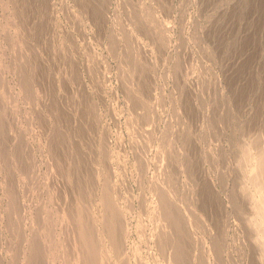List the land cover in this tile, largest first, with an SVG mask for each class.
Instances as JSON below:
<instances>
[{
    "label": "rangeland",
    "instance_id": "1",
    "mask_svg": "<svg viewBox=\"0 0 264 264\" xmlns=\"http://www.w3.org/2000/svg\"><path fill=\"white\" fill-rule=\"evenodd\" d=\"M260 203L264 0H0V264H264Z\"/></svg>",
    "mask_w": 264,
    "mask_h": 264
},
{
    "label": "bare ground",
    "instance_id": "2",
    "mask_svg": "<svg viewBox=\"0 0 264 264\" xmlns=\"http://www.w3.org/2000/svg\"><path fill=\"white\" fill-rule=\"evenodd\" d=\"M105 196H107L108 200L113 201V200H112V199L114 198L113 196H110V195H109L111 198L113 197L112 199H111V198L109 199L108 195H105ZM105 196H104V197H105ZM163 197H164V196H163ZM106 200H107V199H106ZM111 201H110V202H111ZM110 202H109V203H110ZM113 202H115V201H113ZM113 202H112V203H113ZM106 204H108V203H106ZM108 206L110 207V205H108ZM113 207H114V206H112V208H113ZM115 207H116V205H115ZM115 207H114V209H115ZM256 208H257V210H258L257 213H258L260 216L264 217V204H263V203H260V204H258V206H256ZM110 209H111V207H110ZM110 209H109V210H110ZM114 209H113V210H114ZM116 210H117V209H116ZM116 210H115V211H116ZM164 210H165V209H164ZM115 211H114V212H115ZM165 211L168 212L167 210H165ZM111 212H112V211H111ZM114 212H113V213H114ZM116 213H117V212H116ZM164 213H165V212H164ZM105 214H106V213H105ZM109 214H111V213H109ZM168 214H169V213H168ZM114 215H115V216L112 215V217H114L113 219H115V217L117 216L116 214H114ZM169 215H170V214H169ZM104 216H105V215H104ZM110 216H111V215H110ZM110 216H109V217H110ZM167 216H168V215H167ZM106 217H107V216H106ZM106 217H105V219H106ZM103 218H104V217H103ZM110 219H111V218H110ZM110 219H109V220H110ZM103 220H104V219H103ZM105 221H108V220H104V222H105ZM174 221H175L174 223H176V221H178V220H174ZM110 222H111V220H110ZM106 223H108V222H106ZM112 223H115V222H113V220H112L111 225H112ZM115 224H116V223H115ZM177 224H178V223H177ZM108 225H110V223H109ZM108 225H107V226H108ZM113 225H114V224H113ZM113 225H112V226H113ZM108 227H110V226H108ZM108 227H107V228H108ZM113 227H114V226H113ZM113 227H111V228H113ZM177 227H179V224H178ZM111 228H110V230H111ZM108 229H109V228H108ZM113 230H114V228H113ZM113 230H111V231H113ZM108 231H109V230H108ZM114 231H115V230H114ZM85 232H86V231H85ZM87 233H89V231H87ZM106 233H108V232H106ZM83 234H84V233H83ZM108 234L112 235V237H115V236H116V235H115L116 233L114 234V232H112V234H111V233H108ZM113 234H114V235H113ZM88 235H90V234H88ZM110 235H108V236L110 237ZM85 236H86V234L84 235V237H85ZM112 237H111V238H112ZM86 238L92 239V238H90L89 236L86 237ZM111 238H110V239H111ZM116 238H117V237H116ZM115 240H117V239H113V241H115ZM84 241H85V240H84ZM87 241H89V240L87 239ZM113 241H112V242H113ZM90 242H92V241H89V244H87V245H88V247L91 248L90 251H89V252L91 253L92 248L95 250V248L98 247V246H96V245H94V246H96V247L91 246V245H90ZM115 242H116V241H115ZM92 243H93V242H92ZM94 243H95V242H94ZM113 243H114V242H113ZM113 243H112V244H113ZM97 244H98V243H97ZM115 244H117V243H115ZM115 244H114V245H115ZM89 245H90V246H89ZM98 245H99V244H98ZM111 246H113V245H111ZM116 246H117V245H116ZM179 247H181V246H178V249H179ZM88 249H89V248H88ZM96 249H97V248H96ZM114 249H116V248H114ZM176 249H177V247H176ZM179 250H180V249H179ZM181 250H182V249H181ZM97 251H98V250H96V252H97ZM102 251H104V250L102 249ZM99 252H100V246H99ZM99 252H98V253H99ZM180 252H181V251H179V253H180ZM92 253L95 254V252H93V250H92ZM105 253H106V252H105ZM105 253H101V254L104 256ZM181 253H182V255L184 254L183 251H182ZM94 254H92V255H94ZM90 255H91V254H90ZM95 255H96V254H95ZM97 255H98V254H97ZM97 255H96V256H97ZM98 256L100 257V255H98ZM106 256H107V255H105L104 258H102V259H105ZM177 256H178V254H177ZM179 256H180V254H179ZM183 256H184V255H183ZM99 257H97V258H99ZM101 257H102V256H101ZM180 257H181V256H180ZM97 258H96V259H97ZM92 259H93V258H92ZM100 259H101V258H100ZM102 259H101V260H102ZM177 259H178V258H177ZM177 259H176V260H177ZM87 260H88V258H87ZM94 260H95V259H94ZM94 260H93V262H95ZM97 260H99V259H97ZM105 260H106V259H105ZM108 260H109V259H108ZM108 260H107V261H108ZM178 260H180V258H179ZM181 260H182V259H181ZM181 260H180V261H181ZM99 261H100V260H99ZM99 261H97L98 264H100ZM90 262L92 263V260H89V263H90ZM97 262H96V263H97ZM101 262H102V264L104 263V261H101ZM96 263H95V264H96ZM92 264H94V263H92ZM104 264H106V263H104Z\"/></svg>",
    "mask_w": 264,
    "mask_h": 264
}]
</instances>
